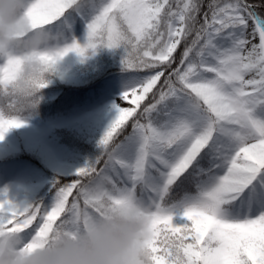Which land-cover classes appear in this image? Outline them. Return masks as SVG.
<instances>
[{
	"label": "snow or ice",
	"instance_id": "1",
	"mask_svg": "<svg viewBox=\"0 0 264 264\" xmlns=\"http://www.w3.org/2000/svg\"><path fill=\"white\" fill-rule=\"evenodd\" d=\"M22 18L56 39L0 44V141L70 54L122 49L127 82L98 153L49 202L0 189V235L24 251L134 205L147 264H264V0H24Z\"/></svg>",
	"mask_w": 264,
	"mask_h": 264
},
{
	"label": "clouds",
	"instance_id": "2",
	"mask_svg": "<svg viewBox=\"0 0 264 264\" xmlns=\"http://www.w3.org/2000/svg\"><path fill=\"white\" fill-rule=\"evenodd\" d=\"M23 7L24 0H0V44L25 54L44 50L56 38L31 29ZM39 68L26 65L29 73ZM147 237L148 220L138 206L109 207L74 237L61 235L24 251L18 234L0 235V264H147Z\"/></svg>",
	"mask_w": 264,
	"mask_h": 264
},
{
	"label": "trees",
	"instance_id": "3",
	"mask_svg": "<svg viewBox=\"0 0 264 264\" xmlns=\"http://www.w3.org/2000/svg\"><path fill=\"white\" fill-rule=\"evenodd\" d=\"M83 42V38L81 40ZM124 72L122 64H112V54L107 48L98 49L95 54L82 60L75 54H70L58 66L57 74L50 77L51 83L42 91L43 99L33 112L41 115L54 114L58 110L84 99L87 86L96 85L103 79ZM69 78L83 85V88H70L66 85ZM57 83H62L63 93L52 99L47 92L53 90ZM32 113V114H33ZM88 117L82 124H58L52 130L51 139L54 143L63 145L66 151L64 158H71L76 164L84 165L98 153V141L102 137L101 124ZM18 147L16 156L37 161L43 166L49 165L46 153L52 152L47 144V133L39 125H25L10 131ZM63 158V159H64ZM48 167V166H47ZM53 174L52 180L60 177Z\"/></svg>",
	"mask_w": 264,
	"mask_h": 264
},
{
	"label": "rangeland",
	"instance_id": "4",
	"mask_svg": "<svg viewBox=\"0 0 264 264\" xmlns=\"http://www.w3.org/2000/svg\"><path fill=\"white\" fill-rule=\"evenodd\" d=\"M80 36L81 38L83 37V32L80 33ZM109 52L112 54V64H122V49H109ZM126 82L127 73L109 77L98 86L97 90V87L88 89L90 94L84 101H77L76 104L66 108V110L50 116H44L42 119L35 115H30L27 117L26 124H39L49 133L56 124L66 122L77 123L94 113L96 115L93 117L96 119L101 118L102 130L104 132L117 115L113 104L119 103ZM67 85L75 88L78 86L72 80L68 81ZM61 90V85H56L53 97L57 96V93L61 92ZM123 106L128 105L124 104ZM59 146L61 145L59 144ZM16 151L17 148L13 137L8 133L5 139L0 141V189L8 187L10 195L14 199L21 201L25 199H42L46 203L49 202L48 198L52 194L51 189L53 184L49 185V180L53 171L45 170L38 162L35 161L34 163L30 159L12 158L11 155ZM55 152L57 153L58 151ZM53 168L55 172H61L65 175L77 169L69 160L60 162Z\"/></svg>",
	"mask_w": 264,
	"mask_h": 264
}]
</instances>
